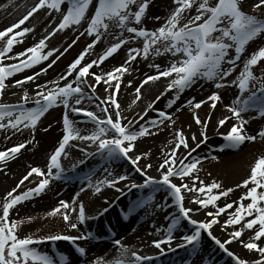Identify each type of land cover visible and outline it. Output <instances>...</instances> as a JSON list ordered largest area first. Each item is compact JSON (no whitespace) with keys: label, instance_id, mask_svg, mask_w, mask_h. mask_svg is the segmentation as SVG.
<instances>
[{"label":"snow or ice","instance_id":"snow-or-ice-1","mask_svg":"<svg viewBox=\"0 0 264 264\" xmlns=\"http://www.w3.org/2000/svg\"><path fill=\"white\" fill-rule=\"evenodd\" d=\"M9 2L11 3V0ZM149 3L150 0H36L22 18L0 30V95L8 87L7 78L49 61V58L53 57L39 71L14 80L13 85L21 86L26 82H35L77 43L80 36L90 37V42L67 64L66 71L59 74L58 80L36 84V99L32 101L34 106L24 107L30 100L27 90H24L16 105L0 103V130L15 132H20L22 129L34 131L41 117L49 109L60 105L65 109L62 117L63 134L48 157L46 169L30 166L16 185L0 197V264H69L70 258L66 253L58 249L43 251L38 245L60 240L75 244L79 240L98 238L91 231L78 236L63 233L44 236L21 235V225L26 220L30 221L32 217L17 219L10 215L17 205L46 191L52 178L63 177L65 168L62 165V157L69 156L70 148H78L83 153V157L78 161L79 165H85L89 158L97 156L101 166L124 159L130 163L135 172L140 174L142 183L130 180L127 174H114L108 167H104L106 174L104 178L93 180L94 172L91 169L82 177L87 182L86 186L93 188L95 193H100L105 186L121 192L122 189L118 187L121 181H128L125 187L145 190L127 210H121V215L125 219L137 209L147 211L149 208L168 207L170 200L176 212L175 214L169 212L165 216L166 227L163 230L156 228L155 232L159 237L151 240L152 246L159 250V254L165 251L175 252L177 249H190L189 258L183 259L181 264H191L190 257L201 255L202 234L206 233L223 253L235 261V264H264V243H259L264 240V154L255 158L249 174L235 185L236 188L245 189L239 200L226 201L221 206L217 203L218 200L221 197H228L229 193L233 192V188H224L217 180L205 183L200 179L198 175L200 159L192 155L208 140L206 130L211 120V112L204 120L196 112L192 113L195 124L200 126L199 140L197 133H192L189 137L182 129H175L173 139L168 141L169 145L173 146L164 152V158L156 169L158 175H151L147 170L153 165L139 163L142 159L148 158V153L136 154L133 151L136 141L138 138L152 135L150 128L159 130V126L165 121L169 125H173L175 121L171 113L163 110H157L158 116L148 124L138 123L135 117L129 120L122 115L117 100L121 78L130 70L131 62H135L138 57L147 59L150 55L170 54L172 59L166 66L150 64L149 67L155 69V72L145 76L141 86L135 89L136 97L133 104L140 99L143 85L157 81L161 77L168 79L165 91L157 95L153 103L147 105L144 115L166 92L175 93L168 104L171 108L180 93L197 80L203 79L211 81L216 88L235 85L240 93L230 104L224 106L231 116L225 115L217 121L219 126H224L230 119L237 121L231 124L226 133L221 134L226 142L220 145L221 151L225 147L237 148L245 141H254L257 136L264 137V128L256 135L246 134L244 128L247 121L242 115L249 110H255L264 117V46L244 55L246 46L264 35V13L250 14L243 9L242 0H214V3L211 0H173L175 7L170 14L158 27L148 29L143 26V18ZM262 6L264 0H257L252 5L254 9H260ZM0 7L5 6L0 5ZM45 8L48 9L49 14L52 11L60 14L59 22L36 44L21 52L8 55L12 53L15 44L22 42L24 34L33 30L20 26L38 10ZM154 19L160 20V17ZM82 22L86 23L85 31L79 32L63 51L55 47L48 48L46 41L57 32L74 25L79 26ZM14 29L17 31L14 32ZM112 29L117 31L113 32ZM109 36L114 42L97 58L83 62L86 54L90 55L94 46ZM137 41L141 42L139 46L127 47V56L122 64L108 71H90L94 66L99 67L122 46ZM5 59L15 62L3 63ZM238 62L241 67L235 78L226 79L236 71ZM101 83L105 85L103 97L97 95V87ZM128 83L131 84L132 81ZM49 84L51 87L48 86ZM220 100L219 93L212 91L205 99L196 101L192 98L186 103L194 109H200L202 105L210 102V108L214 109ZM85 102L90 106H85ZM69 113L78 114L81 119L75 121L70 118ZM139 119L143 120V115ZM78 124H90L91 127H79ZM5 139H8V136H5ZM189 139L195 142V147H190ZM74 141L84 142L87 147L73 143ZM29 143L30 140H25L0 150V165L6 167L7 162L15 158ZM181 149L186 151L181 152ZM212 159L218 157L213 156ZM76 167L77 164L74 163L72 168ZM25 181H30L33 186L21 190ZM80 191H84V188ZM162 191L166 193L164 203L154 202L155 194ZM187 193L193 194L188 197V203L197 207L186 206ZM78 196L79 193H76L71 202L60 200L46 215H60L70 229H77L78 224L93 218L86 215L84 203L78 202ZM108 210V207H105L98 215H103ZM202 211L205 213L203 219L194 218L195 213ZM72 213L76 214L75 222L71 221ZM221 214L225 216L222 222L219 219ZM186 225H191V229L177 237L175 231ZM216 225H219L221 231L226 234L225 239L221 240L213 234V227ZM245 230L251 232L247 240L241 239ZM174 240L178 242L173 246ZM233 241H238L250 252L255 251L258 258L249 261L237 256L226 246ZM113 243L116 251L112 257L105 259L98 256L88 261V264H146L156 258L142 254L122 243L120 239H115ZM74 252L81 258L87 255L86 248L79 244H76ZM201 260L203 261V256Z\"/></svg>","mask_w":264,"mask_h":264},{"label":"bare ground","instance_id":"bare-ground-1","mask_svg":"<svg viewBox=\"0 0 264 264\" xmlns=\"http://www.w3.org/2000/svg\"><path fill=\"white\" fill-rule=\"evenodd\" d=\"M214 3V0H212ZM36 0H0V5L5 7H0V30L10 26L12 23L17 22L26 12L30 9L31 6L34 5ZM257 0H243V5L248 6L249 12H253L255 14L264 13V6L260 9H254L252 5L256 3ZM170 2L169 0H150L149 7L146 11V15L143 18V26L148 29H155L158 27L161 22L164 20L166 9H168ZM66 7V6H63ZM40 13L39 21L35 23H31L32 18L36 14ZM55 17V19H53ZM154 17H160V20L154 19ZM61 19V15L52 11L51 14L48 13V9L38 10L33 14L32 17L29 18L28 21L25 22L24 25H21L20 28L29 27L33 30L24 34L22 37V42L17 43L13 46L12 53L8 55H12L13 53H18L23 51L24 49L36 44L39 39H41L44 35L47 34L48 31H51V28L55 26L56 23ZM86 29V23L82 22L79 26H72L63 31V43H69L72 39H75L79 32H84ZM14 32L17 29L13 30ZM113 32L117 31L112 29ZM127 35V33H125ZM264 36V35H262ZM264 38V37H263ZM261 39L256 38L252 42H250L246 46V52L248 55L253 49L260 43ZM90 42V37H86V41L83 46L71 54L65 61L61 64L57 65V67L51 71L47 70L46 73L39 76L35 82H26L23 87H18L13 85L14 80L22 79L26 75H31L33 72L39 71L41 67H44L53 57L49 58V61H44L41 64L34 66L31 69H25L23 72L15 73L12 77L7 78L6 87L3 90V94L0 95V103H15L20 101L21 96L23 95L24 90L28 91L30 100L34 101L36 99L35 92L36 84H45L51 80H58L59 74L66 71V66L70 63L78 53L85 47L87 43ZM114 42L109 36L107 39H103L101 42H98L93 50H91V54H86L85 61L87 62L92 59L97 58L100 54H102L103 50H105L110 44ZM66 43V44H67ZM264 41H262V44ZM130 45L122 46L116 53H114L111 57L105 59V61L99 66H94L90 71L100 72L106 65L108 61H119L123 56L122 54L126 51L127 47ZM55 55V54H54ZM172 59L170 54H165L161 56H157V58L153 59V63L160 64L161 67L166 66L170 60ZM5 59L4 61H6ZM3 63H6L4 62ZM7 62L13 63L14 61L8 60ZM133 69L128 76L125 77L123 83H121V87L117 94V100L120 106L125 102L124 100L127 97L134 98L136 97L135 89L138 86H141V81L145 76L149 74H153L155 69L150 68L149 65H142ZM241 65L238 62V66L236 71L234 72L233 77L235 78L238 73ZM233 78V79H234ZM165 80V85L161 86L158 89L159 82H163ZM128 81H132L131 84ZM207 80H197L191 87L184 90V92L179 94L178 99L175 100V103L171 108L168 107L169 102L173 99L175 93L173 91L166 92L164 96H162L158 101H155L152 109H148L146 115H144V110L147 108L149 103H153L155 97L159 95L161 92L165 91L167 87L168 79L161 77L157 81L148 82L147 84L142 86L141 95H149L151 97L150 100L145 103L140 104V108L137 109L136 112L130 115L126 114L124 109H121L122 115L127 117V119L131 120L134 117L137 118V122L139 123V117L143 115V120L149 121L156 118L154 113L157 110H163L165 112L171 113L173 120L175 123L173 125H169L167 121L159 126V130L151 129L153 132L152 135L144 136L138 138L136 141V146L134 148V152L136 154L146 152L148 153L147 159H142L139 163L143 165L144 163H151L153 165L152 168L148 169V173L151 175H158L156 169L158 164L164 158V152H166L173 145H169L168 141L173 139L175 129H182L186 135L190 137V133L187 131V128H190L191 123L193 122V112H196L202 120L207 119L209 112H211V120L209 121V126L207 128V136L208 140L205 142L206 144H214L217 137L223 133V130H229L231 124L237 123L235 119H230L226 122L224 126H219L217 122L213 123V117L221 115L231 114L224 107L227 104H230L233 99L240 95L238 89L235 85H229L227 89L221 92L219 95L221 96V100L217 102L216 107L214 109L210 108V102L205 103L201 106L200 109H194L186 103V101L195 98L196 101L201 100L200 95L201 91L206 89L208 86ZM61 83H63L61 81ZM51 87V85H48ZM159 86V87H158ZM104 87L102 84L97 87V94L101 97L105 95ZM205 93V92H204ZM209 93L206 96H209ZM204 96V97H206ZM202 99H204L202 97ZM139 105V104H138ZM31 104L24 105L25 108L32 107ZM85 106H90L85 102ZM65 109L62 105L53 107L49 109L48 113H45L43 117H41L38 122L35 130L28 129L27 131L19 134L16 140L7 141L5 139V135L2 131H0V150H4L6 147H12L15 144L22 143L25 140H30L31 143L27 144L25 148L21 149L20 152L16 155L15 158L10 159L6 167L0 165V191L2 195H5L6 191L10 190L12 187L16 185L18 180L27 173L30 166H38L42 169H46V165L48 163V157L51 155L54 148L57 146L59 139L63 134V113ZM70 118L72 119V113H69ZM244 119L247 121L245 125L244 131L249 135H256L260 129L264 128V117L260 116L255 110H249L242 114ZM75 121H79L81 119L80 115H77ZM79 118V119H78ZM219 119H217L218 121ZM51 125V127H49ZM79 127H91L90 124L83 125L78 124ZM200 127V126H199ZM15 138V137H12ZM198 140L200 137H197ZM18 141V142H11ZM73 143L80 144L84 147H87V144L84 142L74 141ZM204 143V144H205ZM246 147L239 151L237 154H232L229 156L218 157V159H211L208 161L201 162L198 165L199 172L198 175L200 179L204 180L205 183H210L212 180H217L222 184L224 188L232 187L233 192H238L239 196L245 191L243 187L236 188L235 185L240 183V181L249 174L250 166L254 162L255 158L264 154V137L257 136V139L254 141H245ZM190 147H195V142L189 139ZM92 150V149H89ZM163 150V151H162ZM69 151V149H68ZM186 150L181 149V152H185ZM83 157V154L74 153L69 151L68 157H62V165L65 163L68 164H77L75 169L65 168V172L62 178H52L50 185L39 196H35L32 199L23 202L16 206L14 210L10 213L13 218H27L26 215L29 216L28 212L35 211L33 214L34 217L30 221H27L21 225L20 234H32L34 236H44L49 234H57L63 233L71 236H78L81 234H87V232L91 231L94 236L98 237L97 239H86L76 241L75 244H79L86 248L87 258L89 261L95 259L96 253L103 246V241L107 238L108 235L101 231V226L104 224V221L113 220L115 225L113 230V235H117L115 239H120L122 243L127 244L129 247H132L144 255H151L156 257L157 260H162L164 257L168 255L177 254L183 255L184 253H188L190 249H177L175 252L165 251L162 254H159V250L155 249L151 240L153 238H158L159 234L155 232L156 228H161L163 230L166 227L167 221L158 214L160 210H163L168 214L169 212L176 211L175 207L171 205L170 200L168 201V207H161L159 209L149 208L147 211L144 209H137L135 212L130 214L126 219L121 215V210H127L128 206L139 197V193L143 189H134L129 187H125L128 184V181H121L118 185L122 189L121 192L116 191L115 188L111 187H103L100 193H95L93 188L87 187V182L82 179V177L88 173L89 166L79 165L78 161ZM91 160L97 159V157L90 158ZM89 161V159H88ZM87 161V162H88ZM114 174H127L130 180L136 183H142V177L140 174L132 172L126 167H118V166H109ZM55 171V170H53ZM73 174H75L76 179H72ZM81 175V177H79ZM106 174L104 170L94 172L93 180L97 178H104ZM74 176V177H75ZM79 177V178H78ZM33 178H31L32 180ZM191 183V181H189ZM33 184L29 181H25L22 189H26L28 187H32ZM81 188H84V191H80ZM218 191V190H214ZM79 193L78 202L83 201L86 215L92 216L93 218L90 220H86L83 224H78L77 229H70L68 225L63 221L60 215L48 216V213L53 207H55L60 200L72 201V197ZM165 194H155V201L159 203H164ZM193 195L192 193L186 194L185 204L190 207H197L195 205H191L188 203V197ZM107 200V203H106ZM246 202V201H245ZM109 203L111 206H109ZM105 207H108V210L103 215H98V213ZM235 207V206H234ZM63 211V209H61ZM231 211V210H229ZM175 214V213H174ZM71 221L75 222V213L70 214ZM205 213L199 212L194 214V218L203 219ZM111 217L113 219H111ZM221 222L225 219L224 214H221L219 217ZM129 227V232L126 235H123V228ZM188 232L186 226H181L175 231V235L180 237L184 233ZM213 234L216 235L221 240L226 238V234L221 231L219 225L213 227ZM112 236V235H111ZM114 239V238H113ZM241 239H244L241 237ZM109 240H112L109 238ZM245 240V239H244ZM114 241V240H113ZM177 240L173 241V246L177 243ZM72 242L60 240L56 242L47 241L40 245L38 248L43 251H54L59 250L63 253H66L69 256V264H77V258L79 255L74 252V247L72 246ZM230 251L234 252L236 255L239 254L243 246L238 241H233L230 244L226 245ZM103 248V247H102ZM218 246L214 248L213 244L208 245L201 240L200 247V256L190 257L191 264H211L209 261V256L219 255ZM116 246L110 248L106 253L102 254V257L108 258V256L112 257L115 254ZM222 251V250H220ZM223 253V252H222ZM226 255V254H225ZM201 256H203V261L201 260ZM225 258V259H224ZM224 259V260H223ZM219 263L214 261V264H235V261L227 256H220L218 259ZM213 264V262H212Z\"/></svg>","mask_w":264,"mask_h":264},{"label":"rangeland","instance_id":"rangeland-1","mask_svg":"<svg viewBox=\"0 0 264 264\" xmlns=\"http://www.w3.org/2000/svg\"><path fill=\"white\" fill-rule=\"evenodd\" d=\"M169 2H170V4H169V6H168V9H166V12H165V16H164V19L170 14V12H171V10H173L174 9V7H175V5L173 4V0H169ZM211 2H213L212 0H211ZM242 4H243V0H242ZM243 9L245 10V11H248L249 12V10H247V9H249L248 8V6H246V5H243ZM193 12L195 11L194 9L192 10ZM250 14H252L253 12H249ZM257 15H259V14H257ZM40 13L38 14H36L33 18H32V20H31V23L33 24V23H35L36 21L38 22L39 21V19H40ZM163 22V21H162ZM161 22V23H162ZM63 31H60V32H57L53 37H51L48 41H46V44L48 45V48H53V47H55V48H57V49H59L60 51H63V49L65 48V47H67V45L72 41H70L69 43H65V45H64V43L62 42L63 41V38H62V36H63ZM86 37H87V35H82V36H80L79 37V39H78V41H77V43L75 44V45H73V47L72 48H70L63 56H61L60 57V59L59 60H57V62L54 64V65H52V67L51 68H48L47 70H49V71H51V70H53V69H55L56 67H57V65H59V64H61L63 61H65L66 59H67V57H69L71 54H73L75 51H77L78 49H80L82 46H83V44L85 43V41H86ZM264 36H260V39H261V41H260V43L256 46V48L255 49H253V51L254 50H256V49H258V47H260V46H264V43L262 44V41H264V38H263ZM259 38V37H258ZM140 41H137V42H132V43H130L129 45L131 46V47H137V46H139L140 45ZM244 54H247V52L245 51V53ZM123 56L120 58V60L117 62V61H115V60H112V61H108L107 63H106V65H105V67L102 69V70H104V71H108V70H111V68H113V67H115V66H118V65H120V64H122L124 61H125V59H126V56H127V49H126V51L122 54ZM161 56V55H160ZM155 58H157V56H149L147 59H144L143 57H138L137 59H136V61L135 62H131L130 63V70L127 72V73H125L124 75H123V77L121 78V80H122V82L121 83H123V81H124V79H125V77L126 76H128V74L133 70V69H135V68H137L138 66H139V64H141V63H143L144 65H150V64H152L153 63V59H155ZM8 60H6V61H4V62H6V63H9V62H7ZM15 62V61H14ZM11 63V62H10ZM142 64V65H143ZM225 66H227V65H225ZM233 75H234V73L229 77V78H226V79H233L234 77H233ZM90 82H91V79H90ZM165 80L163 81V82H159V88L158 89H160L161 88V86H164L165 85ZM27 84V83H26ZM26 84H23V85H21V86H18V87H23L24 85H26ZM102 84V83H101ZM103 85V84H102ZM103 86H105V85H103ZM206 86H208L206 89H204L203 91H201V95L199 96L200 97V99H202V97L205 99L207 96L206 95H208L209 93H211L212 91H217L219 94L221 93V92H223L225 89H227L228 87H229V85L228 86H224V87H221V88H216L215 86H214V84L211 82V81H209L208 83H207V85ZM205 92V93H204ZM98 95V94H97ZM204 96H206V97H204ZM151 99V97L149 96V95H141L140 96V99L139 100H136V102L133 104V100H135V97L134 98H131V97H127L124 101V103H123V105L121 106V109H124L125 111H126V114L127 115H130L131 113L133 114L134 112H136L137 111V109H139L140 108V104L141 103H145L146 101H148V100H150ZM4 104H8V103H4ZM10 104V103H9ZM17 104V102H15V103H11V105H16ZM27 104H31V105H33L34 106V104L32 103V101H29V103H27ZM139 104V105H138ZM26 105V104H25ZM120 109V110H121ZM49 112V111H48ZM47 112V113H48ZM78 114H75V113H72V119H76L78 116H77ZM154 115L157 117L158 116V114H157V112L156 113H154ZM224 115H221V114H219V116H216V117H213L212 119H215V120H213V123H215V122H217V119H221L222 117H223ZM79 119V118H78ZM147 121H145V119L144 120H142V121H140L139 123H145V124H147L146 123ZM199 125H196L195 124V122H194V120H193V122L191 123V126H190V128H187V131L190 133V134H192V133H197V137L199 136ZM152 128H150L149 130H151ZM28 129H22V131H20V132H15L14 130H0V131H2L3 133H4V135L5 136H8V139H6L7 141H10V140H16L17 138V136L19 135V134H21V133H23V132H25V131H27ZM227 132V130L225 129V130H223V133H226ZM222 134V133H221ZM219 135L218 137H217V139L215 140V143L214 144H201L200 145V147L199 148H197L196 149V151L194 152V153H192V155L194 156V157H197V158H199L200 159V163L201 162H204V161H208V160H211L212 159V157L213 156H216V157H222V156H229V155H232V154H237L239 151H241V150H243L245 147H246V143L244 142L242 145H240L239 147H237V148H229V147H225L224 148V150L223 151H221L220 150V145H222V144H225L226 142L223 140V137H222V135ZM12 137H15V138H12ZM11 142H18V141H11ZM82 146V145H81ZM84 147V146H83ZM69 151H71V152H76V153H80V155H82L83 153H81L80 151H79V149L78 148H70L69 149ZM70 165H72L71 163L70 164H68V163H65V164H63V167L64 168H67V169H72V166H70ZM68 166H70L69 168H68ZM85 166L87 167V166H89V169H91L93 172H98V171H101V170H104V167H111V166H118V167H126L127 169H129V170H131L132 172H135V170L133 169V167L130 165V163L128 162V161H126V160H124V159H121L120 161H118V162H115V163H112V164H105V165H103V166H101V162H99V157L97 156V159H95V160H91L90 158H89V161L85 164ZM64 173H66V172H64ZM135 173H137V172H135ZM139 174V173H138ZM75 176V174H73V176H72V179H76V176ZM79 177H81V175L79 176ZM78 177V178H79ZM30 180H31V178H30ZM29 182V181H28ZM144 191L145 190H141V192L139 193V196L138 197H141L143 194H144ZM156 194H165V192H160V193H156ZM4 195H2V192L0 191V197H3ZM239 193L238 192H231V193H229V195H228V197H221L219 200H218V204H220L221 206L226 202V201H238L239 200ZM247 202V201H246ZM111 209V208H110ZM109 209V210H110ZM35 212V211H34ZM33 211H31V212H28L29 213V216L30 217H34L33 216V214H35ZM159 213L158 214H160L161 215V217L162 218H164L163 216H166L167 214H166V212L165 211H163V210H160V211H158ZM176 211H174V212H172L173 214L175 213ZM28 215H26V217H29ZM205 216V215H204ZM204 218V217H203ZM111 219H113L112 217H111ZM114 225H115V223H114V221L113 220H110V221H107V220H105L104 221V224H102V226L100 227L101 228V231L102 232H104L105 231V233L108 235V239L106 238L104 241H103V248L101 247V249L100 250H98L97 251V253H96V256H101L102 254H104V253H106V251H108L110 248H112V247H114L115 245H114V243H113V240H115V237H117V235H113V230L112 229H114ZM191 225H186V229L189 231L190 229H191ZM126 229H124L123 228V231H122V233H123V235H126L128 232H129V230H128V228L129 227H125ZM112 235V236H111ZM128 235V234H127ZM251 235V232L249 231V230H245V232L242 234V238H244L245 240H247L248 239V237ZM109 238H111L112 240H109ZM114 238V239H113ZM202 238H203V241L206 243V244H208V245H212L213 244V246H214V248H216L217 247V245H215V243L214 242H212L211 241V239L209 238V237H207V234L206 233H203L202 234ZM259 243H264V240H262V241H259ZM73 244V243H72ZM74 248H75V246H76V244H73L72 245ZM219 255L217 256V255H215V256H210L209 254L207 255V256H209L210 258H209V261H210V263L212 264V262H214V261H216V263H219V261H218V259H219V257L220 256H227V254L226 253H222L223 251H220L219 250ZM226 254V255H225ZM237 256H239L240 258H242V259H245V260H249V261H251V260H255V259H257L258 258V254L255 252V251H248L247 249H245L244 247L241 249V251L239 252V254L237 255ZM110 256H108V258H109ZM185 258H189L188 257V253H184L183 255H181V253L179 254V255H177V254H172V255H168V256H166V257H164L161 261L160 260H157V259H154V261H148V262H146V264H181V261L183 260V259H185ZM105 259H107V256L105 257ZM225 259V258H224ZM223 259V260H224ZM88 259L87 258H85V257H83V258H81V257H79V258H77V264H88Z\"/></svg>","mask_w":264,"mask_h":264}]
</instances>
